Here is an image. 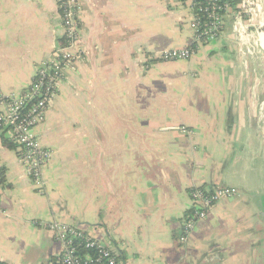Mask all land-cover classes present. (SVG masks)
Listing matches in <instances>:
<instances>
[{
  "label": "crops",
  "instance_id": "1",
  "mask_svg": "<svg viewBox=\"0 0 264 264\" xmlns=\"http://www.w3.org/2000/svg\"><path fill=\"white\" fill-rule=\"evenodd\" d=\"M189 20L175 0H80L78 57L35 129L52 153L41 189L0 135V264H50L54 222L118 264H264V0L188 61H161L188 45ZM61 39L57 0H0V96L22 93ZM196 187L238 195L181 244Z\"/></svg>",
  "mask_w": 264,
  "mask_h": 264
},
{
  "label": "built area",
  "instance_id": "2",
  "mask_svg": "<svg viewBox=\"0 0 264 264\" xmlns=\"http://www.w3.org/2000/svg\"><path fill=\"white\" fill-rule=\"evenodd\" d=\"M189 16L191 36L188 45L180 49L164 50L157 55L163 62L188 61L197 48L214 41L224 25L225 16L236 11L237 19H249L258 0H175ZM62 22L63 45L52 50L37 67L29 86L17 96H0V135L18 148V161L32 183L41 189L43 169L52 153L36 137L55 99L59 84L74 67L78 57L80 0H57ZM190 208L182 221L177 241L185 244L196 224L205 219L207 211L222 199L238 195L231 187L193 188L190 190ZM48 228L61 246L60 255L50 264H118L112 250L79 229L64 223H51Z\"/></svg>",
  "mask_w": 264,
  "mask_h": 264
},
{
  "label": "rangeland",
  "instance_id": "3",
  "mask_svg": "<svg viewBox=\"0 0 264 264\" xmlns=\"http://www.w3.org/2000/svg\"><path fill=\"white\" fill-rule=\"evenodd\" d=\"M164 85L165 84L163 83V85H160V86L164 87ZM175 86L176 85L172 83V84H168L167 88H169V87L170 88H176ZM164 96H166V95H164V93H163V95H158L157 97H153V96H149V95H142V96L138 97V100H140L141 104H152V103H154V100L156 101V103H163ZM172 98L175 99L176 97L173 96ZM178 98H180V97H178Z\"/></svg>",
  "mask_w": 264,
  "mask_h": 264
},
{
  "label": "trees",
  "instance_id": "4",
  "mask_svg": "<svg viewBox=\"0 0 264 264\" xmlns=\"http://www.w3.org/2000/svg\"><path fill=\"white\" fill-rule=\"evenodd\" d=\"M60 45H63V39L60 40ZM2 144L5 147H10L9 143L6 140H2ZM3 183H4V177L2 175V172L0 171V184H3Z\"/></svg>",
  "mask_w": 264,
  "mask_h": 264
}]
</instances>
